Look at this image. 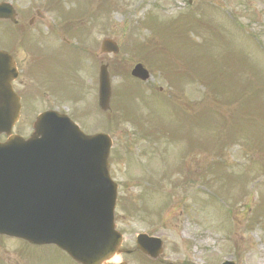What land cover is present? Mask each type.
Wrapping results in <instances>:
<instances>
[{"label":"rangeland","instance_id":"obj_1","mask_svg":"<svg viewBox=\"0 0 264 264\" xmlns=\"http://www.w3.org/2000/svg\"><path fill=\"white\" fill-rule=\"evenodd\" d=\"M81 1L65 0L61 14L67 17L76 14L82 18L88 14L87 10L68 4L76 6ZM0 2H13L29 16L39 0ZM89 5L93 17L100 18L89 28L91 42L88 43L99 46L102 39L110 38L120 47V54L116 56L119 62L113 56L104 60L112 67V89L132 87V81L126 80L130 77L121 72L130 71L133 65L140 63L150 73L145 89L161 87L163 94L171 96L170 102H162V108L155 98L157 91L146 89L140 98L131 93L132 97L135 96L131 100L139 111L128 114L120 110L119 103H114L110 106L108 123L102 126L113 142L108 160L109 173L119 184L120 197L115 209V223L126 246H130L139 233H146L163 241L160 260L168 264H221L224 261L260 264L264 261V0H89ZM221 7L229 20L221 13ZM198 13L202 22L196 31H192L199 42L197 37L192 41L196 40L199 45L192 48L188 42L191 40L185 35L190 45L183 49V40L177 37L181 33L171 36L169 23H174L171 19L177 16L197 19ZM52 21L47 15L46 24L38 27L47 33ZM6 27L0 24V45H6ZM67 31L71 32V29ZM150 36L173 41L178 47L171 44L167 73L156 70L154 65L151 72L142 55L136 52L143 46L134 42L141 44ZM72 43L78 47L77 41ZM231 50L238 54L234 55ZM228 64H235L238 74L225 82H215V88H212L208 76H213V71L215 75L226 71ZM249 64L253 68H248ZM177 94L181 95L178 102L187 106V111L190 107L192 113H183V119L172 124L176 116L173 107H176ZM198 111L202 113L201 117L197 116ZM157 112L162 115L158 116ZM184 127L187 138L182 134ZM168 128L173 129L171 140L163 131ZM149 129L162 131V140L151 136ZM229 134L234 143L224 146L230 142L227 139ZM155 137L158 142L152 146L151 138ZM218 152L222 153L220 163L224 167L214 172L206 164ZM151 155L156 157L148 161ZM181 155L185 156L182 158L185 164L191 162L188 167L192 184L184 193L178 188H168L165 202L164 197L159 199L158 196L166 186L157 185V180L164 171L176 170L175 163ZM138 156L146 158L139 159ZM196 171L208 176L205 184L196 183ZM169 175L165 173L163 181H167ZM220 175L222 178H217ZM150 178L153 190L151 194H143L140 184ZM215 182L226 188L216 187ZM144 185L150 184L141 187ZM136 195V206L141 214L151 217L149 214L158 210L159 216L152 215L151 219L144 221L135 215H126L123 205L128 207V200ZM2 244L0 254H5L10 261L15 260L16 243L6 241ZM22 253L25 264H70L50 247L22 248ZM127 260L134 264L142 262L137 255H131Z\"/></svg>","mask_w":264,"mask_h":264},{"label":"water","instance_id":"obj_2","mask_svg":"<svg viewBox=\"0 0 264 264\" xmlns=\"http://www.w3.org/2000/svg\"><path fill=\"white\" fill-rule=\"evenodd\" d=\"M102 50L117 53L108 40ZM9 67L0 53V133L8 132L15 113ZM132 76L147 78L140 66ZM108 98V75L102 67V108ZM41 120L31 140L14 137L0 144V234L31 244L52 243L82 264H100L118 252L120 242L113 229L115 185L107 174L110 141L106 136L83 137L65 121L46 129Z\"/></svg>","mask_w":264,"mask_h":264},{"label":"flooded vegetation","instance_id":"obj_3","mask_svg":"<svg viewBox=\"0 0 264 264\" xmlns=\"http://www.w3.org/2000/svg\"><path fill=\"white\" fill-rule=\"evenodd\" d=\"M16 33L27 31L20 29ZM8 48L19 72L12 85L26 106L36 103L43 109L72 107L77 103L92 106L94 90L79 91L73 61H61V48L55 39L48 42L19 39L16 44L10 41Z\"/></svg>","mask_w":264,"mask_h":264},{"label":"bare ground","instance_id":"obj_4","mask_svg":"<svg viewBox=\"0 0 264 264\" xmlns=\"http://www.w3.org/2000/svg\"><path fill=\"white\" fill-rule=\"evenodd\" d=\"M260 264H264V261H261Z\"/></svg>","mask_w":264,"mask_h":264}]
</instances>
